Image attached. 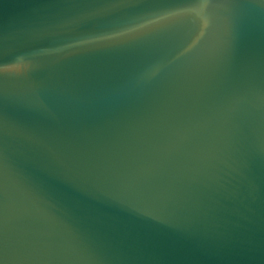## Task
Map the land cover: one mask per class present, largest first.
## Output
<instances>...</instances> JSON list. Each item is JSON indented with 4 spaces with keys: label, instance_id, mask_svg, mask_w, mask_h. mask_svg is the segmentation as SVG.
I'll return each mask as SVG.
<instances>
[{
    "label": "water",
    "instance_id": "water-1",
    "mask_svg": "<svg viewBox=\"0 0 264 264\" xmlns=\"http://www.w3.org/2000/svg\"><path fill=\"white\" fill-rule=\"evenodd\" d=\"M0 264H264V0H0Z\"/></svg>",
    "mask_w": 264,
    "mask_h": 264
}]
</instances>
